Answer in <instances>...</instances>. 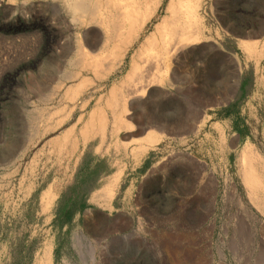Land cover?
Masks as SVG:
<instances>
[{"label":"rangeland","instance_id":"obj_1","mask_svg":"<svg viewBox=\"0 0 264 264\" xmlns=\"http://www.w3.org/2000/svg\"><path fill=\"white\" fill-rule=\"evenodd\" d=\"M232 1L204 0L206 37L158 63L166 74L133 97L127 127L108 123L86 142L90 112L104 106L156 19L108 80L86 69L76 81L62 77L81 72L67 51L74 44L55 77L0 80V264H264V72L252 71L264 65L227 81L215 111L197 110L220 92L210 62ZM76 34L88 56L106 37L98 22ZM83 80L75 97L63 95ZM150 132L159 139L145 148Z\"/></svg>","mask_w":264,"mask_h":264},{"label":"bare ground","instance_id":"obj_2","mask_svg":"<svg viewBox=\"0 0 264 264\" xmlns=\"http://www.w3.org/2000/svg\"><path fill=\"white\" fill-rule=\"evenodd\" d=\"M58 1L61 2L68 21V24L64 26L73 31L74 47L72 50L68 48L67 51L76 56L81 65V72L62 76L70 81L79 79L83 69L90 71L97 78L108 80L124 65L129 51L139 41L151 20H157L153 31L144 37L143 41L139 42L132 51L128 70L120 83L110 87L103 102L104 106L96 107L90 112L81 130V138L85 142L93 137L95 128L102 133L108 123L114 130L127 127L128 122L124 114L127 109L131 111L137 106L133 97L138 94L143 95L147 91L149 77L160 79L166 74L157 67L158 63L168 59L169 53L180 44L195 42L207 33L206 23L204 22L205 25H203L199 18V10L204 0ZM53 18L57 27H60L62 24L58 22V16L54 15ZM92 22L100 24L106 37L102 48L94 55L88 56L87 50L77 39L76 31ZM105 62L108 64L103 66ZM55 79L59 82L61 77L53 78V82ZM84 84V80L74 83L63 92V95L68 99L71 96L75 97ZM61 88L57 86L56 90L59 91ZM128 118L131 119L130 116ZM71 131L68 130L66 134H70ZM40 264H44L43 260Z\"/></svg>","mask_w":264,"mask_h":264},{"label":"flooded vegetation","instance_id":"obj_3","mask_svg":"<svg viewBox=\"0 0 264 264\" xmlns=\"http://www.w3.org/2000/svg\"><path fill=\"white\" fill-rule=\"evenodd\" d=\"M54 15L63 26L57 27ZM65 24L60 3L0 0V80L54 77L73 44L72 30Z\"/></svg>","mask_w":264,"mask_h":264},{"label":"crops","instance_id":"obj_4","mask_svg":"<svg viewBox=\"0 0 264 264\" xmlns=\"http://www.w3.org/2000/svg\"><path fill=\"white\" fill-rule=\"evenodd\" d=\"M226 16H230V26L224 27L225 38L215 43L220 45H217L214 58L210 62L214 75L213 88L220 92L209 91L207 100L198 103L199 112L215 111L222 106L227 81L247 80L249 65H264V0H233L231 7H226ZM205 37L204 35L200 38ZM252 71L260 74L264 72V67L254 68ZM254 79L259 80L261 77ZM185 82L188 84L187 80ZM217 83L218 86L215 85ZM158 139L155 133H148L145 137V148L156 143ZM109 188L110 184L93 194L92 199L100 198Z\"/></svg>","mask_w":264,"mask_h":264}]
</instances>
